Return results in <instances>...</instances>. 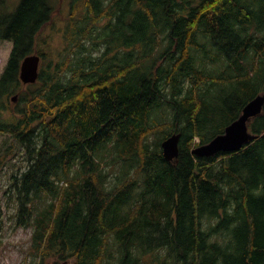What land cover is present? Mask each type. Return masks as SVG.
<instances>
[{
  "label": "trees",
  "instance_id": "trees-1",
  "mask_svg": "<svg viewBox=\"0 0 264 264\" xmlns=\"http://www.w3.org/2000/svg\"><path fill=\"white\" fill-rule=\"evenodd\" d=\"M57 2L0 14V133L24 162L5 195L32 228L28 263L264 264V136L191 153L264 91V0H71L59 45ZM33 52L38 80L22 85ZM248 126L264 133V107Z\"/></svg>",
  "mask_w": 264,
  "mask_h": 264
},
{
  "label": "rangeland",
  "instance_id": "rangeland-1",
  "mask_svg": "<svg viewBox=\"0 0 264 264\" xmlns=\"http://www.w3.org/2000/svg\"><path fill=\"white\" fill-rule=\"evenodd\" d=\"M19 2L20 0H0V13L12 11ZM68 3H70L68 0H58L55 25L53 27L48 26V28H54L52 31L55 32L54 40L57 45H59V35L56 34V31L60 29V23H62L69 10L67 7ZM11 48L12 43L10 41L0 39V73L8 60ZM158 114L161 115L160 112ZM155 135L153 134L150 140H154ZM7 147L11 149V154H8V160L0 168V264H27L29 261L32 228L14 224L10 218L7 195H5L11 174L24 165L22 152L11 136L6 133H0V153L6 150ZM114 174L111 173L110 177L114 178ZM143 261L145 262L146 259H143Z\"/></svg>",
  "mask_w": 264,
  "mask_h": 264
},
{
  "label": "water",
  "instance_id": "water-1",
  "mask_svg": "<svg viewBox=\"0 0 264 264\" xmlns=\"http://www.w3.org/2000/svg\"><path fill=\"white\" fill-rule=\"evenodd\" d=\"M40 56L36 53L25 56L19 67V79L23 84L35 83L38 79ZM18 95L11 97L16 102ZM264 105V93L252 98L243 108L240 116L225 126L221 134L213 137L209 142L191 149L196 156H211L219 151H236L241 149L257 135L248 131L247 122L261 113ZM179 133H173L162 140L161 148L163 157L168 161H174L179 153Z\"/></svg>",
  "mask_w": 264,
  "mask_h": 264
},
{
  "label": "bare ground",
  "instance_id": "bare-ground-1",
  "mask_svg": "<svg viewBox=\"0 0 264 264\" xmlns=\"http://www.w3.org/2000/svg\"><path fill=\"white\" fill-rule=\"evenodd\" d=\"M170 16V15H169ZM228 20V19H227ZM226 20V21H227ZM219 25V24H218ZM230 26V25H229ZM220 27V26H219ZM228 28V27H227ZM220 29V28H219ZM232 30V29H231ZM230 33V32H229ZM220 35V34H219ZM221 36V35H220ZM223 36V35H222ZM224 38V37H223ZM231 41V40H230ZM154 95H155V93H154ZM6 100V99H5ZM139 116V115H138ZM131 120V119H130ZM102 124V123H101ZM176 131V130H175ZM171 133V132H170ZM158 163V162H157ZM160 163H161V161H160ZM165 163V162H164ZM158 165V164H157ZM159 165H161V164H159Z\"/></svg>",
  "mask_w": 264,
  "mask_h": 264
},
{
  "label": "flooded vegetation",
  "instance_id": "flooded-vegetation-1",
  "mask_svg": "<svg viewBox=\"0 0 264 264\" xmlns=\"http://www.w3.org/2000/svg\"><path fill=\"white\" fill-rule=\"evenodd\" d=\"M10 12V11H9Z\"/></svg>",
  "mask_w": 264,
  "mask_h": 264
}]
</instances>
